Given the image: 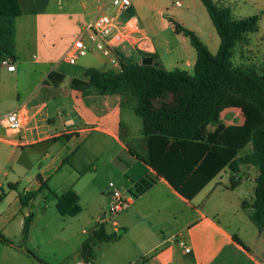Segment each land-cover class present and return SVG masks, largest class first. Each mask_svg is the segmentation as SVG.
<instances>
[{"label":"crops","instance_id":"0c3cea01","mask_svg":"<svg viewBox=\"0 0 264 264\" xmlns=\"http://www.w3.org/2000/svg\"><path fill=\"white\" fill-rule=\"evenodd\" d=\"M108 1L19 0L21 14L15 19V67L11 71L0 67V115L16 111L21 119V126L17 131L0 126V230L10 240L8 244L0 242V264H75L83 260V235L88 233L84 226L94 221L93 217L84 222L80 217L81 211L75 216L60 215L56 209L53 213L43 209L35 214L29 207L33 206L32 203L38 196L46 199V196L40 194L44 189L52 195L53 192L61 193L67 188H73L79 196L80 204V192L76 188L78 176H81L85 165L88 169H95L90 166V157L97 155L111 140L118 142L131 158L142 162L131 152H145L142 120L134 113V97L116 93L83 94L70 86L73 78L87 79L83 72L88 67L110 68L108 59L105 57L102 65L90 64L79 69L68 67L78 65V61L76 64H69L63 59L83 25ZM131 3V11L135 15L134 0ZM179 15L183 16L181 13ZM185 19L179 18L176 23L192 29L210 51L214 47L218 48L219 38L209 23L204 27ZM138 24L140 32L135 37L138 44L122 43L117 47L120 51L127 55L136 54V50L155 53L165 69L167 65H177L182 70L193 71L195 50L186 36L174 31L172 23L176 39L173 43L171 39L160 35L156 39L150 38L144 24L141 21ZM174 58L179 59L175 64ZM51 71L63 74L64 78L59 84L44 82ZM231 105L234 107L237 104H221L217 111V118L226 125L235 123L232 119L240 112L234 107L232 110L236 113L233 114L234 111L228 108ZM220 108L228 111L229 120L218 117ZM239 119L238 124L255 123L245 112L241 113ZM124 125L127 131L130 129L133 133L136 130V147L127 146L122 140ZM82 150L90 151L89 156H84ZM243 155L239 152L237 157ZM142 164L140 172L130 174L129 181L123 184L124 190L120 191L130 200L123 212L130 206H134L132 214L152 212L149 204L138 202L155 188H158L157 192L165 200H177L192 210V213L186 212L183 216L182 209L176 210V206L167 202L165 213L174 220L178 216L183 222H178V234L165 236L163 230L157 232L153 246L162 247L159 254L152 256L151 263L264 264V229L258 230L253 223L254 227H248V223H244V217L250 220L251 208L242 206V201L251 202L253 199L255 178L258 175L256 166L240 163L235 172L225 167L191 200H187L163 178H157L151 168L143 162ZM238 171L243 172V179L238 176ZM222 172L230 182L229 186L223 182ZM147 176L155 179V182L137 199L129 189L132 190L134 183L141 177ZM231 176L233 183L230 181ZM23 180L30 181L29 188H21ZM42 183L46 186L23 207L19 193L36 190ZM8 185H14V188ZM60 185L66 186L58 192L56 187ZM244 185H248L249 189L245 191ZM215 192H218L219 197H212ZM221 196L225 199L221 200ZM205 198L207 203L204 206H196L195 200L203 201ZM177 211L180 215H176ZM28 212L33 213V219L28 239L23 244V218ZM128 218L127 212L126 222ZM38 224L40 242L33 235V229ZM112 225L111 231L118 230L122 235L127 234L128 224L118 226L113 221ZM246 225L251 228L250 240L243 238ZM106 230L108 231L107 228ZM233 235L244 246L236 242ZM57 240L60 242L56 244ZM176 243L181 247V256L177 258L174 255ZM182 244L190 248L189 253H184ZM92 245L91 243L90 246ZM159 259L164 262H159Z\"/></svg>","mask_w":264,"mask_h":264},{"label":"trees","instance_id":"16d2710c","mask_svg":"<svg viewBox=\"0 0 264 264\" xmlns=\"http://www.w3.org/2000/svg\"><path fill=\"white\" fill-rule=\"evenodd\" d=\"M207 11L219 38L217 50L212 53L190 28L171 22L175 32L189 39L196 57L192 73L185 70H167L155 53L136 50L127 55L114 49L119 68L88 67L86 80L73 78L70 86L83 94H121L135 99L134 113L142 120L145 152L131 151L146 164L158 178H163L183 198L191 200L223 168L237 171L240 163L257 167L253 199L242 201L250 207V220L258 230L264 229V63L254 66L234 65L230 59L235 42L245 40L247 33L257 30V15L231 19L228 7H219L211 0H199ZM132 12V11H131ZM21 14L19 0H0V60L15 57V19ZM152 58L157 65L142 63ZM61 73L51 71L44 82L57 85ZM240 103L252 124H225L217 118L221 104ZM251 144V152L237 157ZM233 177H230L233 183ZM155 182L141 177L129 189L133 196L141 195ZM14 188V185H8ZM46 185L36 190L20 192L21 205L26 207ZM55 209L60 215L75 216L81 211L79 196L73 188L52 193ZM33 213L23 218L21 240L29 235ZM116 237L107 231L103 222L92 229L83 243V251L91 243L109 242ZM236 242L243 245L236 235ZM0 242L10 240L0 230ZM244 246V245H243Z\"/></svg>","mask_w":264,"mask_h":264},{"label":"rangeland","instance_id":"374dc122","mask_svg":"<svg viewBox=\"0 0 264 264\" xmlns=\"http://www.w3.org/2000/svg\"><path fill=\"white\" fill-rule=\"evenodd\" d=\"M214 4L219 7H228L230 11L231 19L237 20L240 18L248 17L251 15H257V30L254 32L247 33L245 40H239L235 42L232 47L231 61L234 65L240 66H254L260 69L264 63V0H211ZM177 2L179 4H177ZM135 3V15L138 21L148 29V36L152 39H156L159 35L167 39H171V43L175 42L174 33L171 27V22H177L179 18H186L185 20L196 22L205 27L206 23L215 29L211 21L208 18V14L204 6L199 0H134ZM179 13L183 14L180 17ZM207 20V21H206ZM216 34V31L214 30ZM218 38V35L216 34ZM212 48V47H211ZM216 47L211 49V52L216 51ZM103 59H106L98 51H93L87 53L86 55L78 59V65H69V68H81L87 67L90 64L102 65ZM178 58L173 60L178 62ZM177 65H167L168 70L180 69ZM182 70V69H180ZM186 71V70H185ZM188 73H192V69H187ZM236 110L239 109V113L232 110V105L228 106L229 110L234 111L233 114L236 115V119L233 118L232 122H239V117L241 113L245 112L240 103L233 105ZM228 111L225 108H220L218 112V117L228 119ZM229 120V119H228ZM136 128L135 125H133ZM124 136L122 140L127 146L136 147L135 137L136 130L132 133L129 129L127 131L126 125L123 126ZM129 132V133H128ZM133 136V137H132ZM252 150L251 144H247L241 151L240 155H243ZM84 156H89L90 151L81 152ZM95 156V157H94ZM90 157V166H94L92 169H88L87 165L81 171V176L79 175V180L77 181L76 188L80 192V205L81 212L80 217L86 222L90 217L95 220L89 225H85L84 228L87 229L88 233L83 235L84 240H86L92 231L94 224L99 221V217L103 216L101 220L104 226L111 231L113 225L112 222L116 221L118 226L128 224L126 226L127 234L122 235L116 230V237L109 242H100L92 245V257L91 262L93 264H151V258L153 255H157L160 252V247H154L155 237L157 232L163 230L165 236H169L172 233L178 234L176 227H179L178 222H183V220L177 216L174 220L172 216H168L165 213V209L168 207L167 202L170 199L165 200L161 193H158V188H155L152 192L144 196L138 202L139 204H149L152 212H147L144 214H132L134 206H130L126 212H110V191L113 188H117L119 191H123V184L129 181L128 176L130 174H138L141 170L140 165L142 162L137 161L130 157V154L123 150L121 145L111 140L109 145L104 147L97 155ZM82 169V168H81ZM135 171L136 173H133ZM77 173V172H75ZM223 182L229 186L230 182L226 179V175L222 172ZM238 176L243 179V172L238 171ZM76 174H74L75 178ZM70 182V181H69ZM112 183V187L109 186ZM65 184V183H64ZM30 186V181L23 180L21 183V188ZM66 185H60L56 187V190L60 192L62 188ZM243 189L246 191L249 189L248 185H244ZM41 195L46 196V199L38 196L36 201L32 203L29 209L35 214L38 211L46 209V211H55V199L52 195H49L47 190L44 189ZM223 195V194H221ZM141 195H137L136 198H140ZM212 197H219L218 192H215ZM221 200L225 198L221 196ZM219 200V199H218ZM220 201V200H219ZM172 206H176V210L182 209L183 216L186 212L192 213L190 208L177 200L170 201ZM196 206L207 203V198L202 200H195ZM47 207H44V205ZM200 204V205H199ZM127 212L129 215L128 222L125 220L127 217ZM180 215V212L177 211ZM187 217V216H186ZM239 217V216H238ZM241 217V216H240ZM248 223V227L252 226V222L244 217V223ZM250 225V226H249ZM247 225L245 226V232L243 233V238L245 240H250L251 238V228L249 229ZM91 229V230H90ZM253 229V228H252ZM40 224L33 229V235L38 238L40 242ZM57 240L55 243H59ZM74 243V240L72 241ZM175 257L181 256V247L176 243L174 245ZM159 262H164L159 259ZM68 261V260H67ZM149 261V262H147Z\"/></svg>","mask_w":264,"mask_h":264},{"label":"built area","instance_id":"2783aa9c","mask_svg":"<svg viewBox=\"0 0 264 264\" xmlns=\"http://www.w3.org/2000/svg\"><path fill=\"white\" fill-rule=\"evenodd\" d=\"M177 4H179L177 2ZM131 0H109L103 8L90 18L78 32L76 37L65 52L63 59L69 64H76L78 59L87 53L98 51L108 59L110 68L118 69L119 61L114 49L122 43L138 44L136 33L140 32L138 20L131 12ZM146 39L145 36L141 35ZM0 67L13 70L14 59L6 56L0 60ZM0 126L17 131L21 126V119L16 111L0 115ZM109 186H113L109 183ZM110 212L123 211L130 203L129 198L113 188L110 191ZM184 253H189L190 248L182 244ZM75 264H93L90 259L85 262L77 261ZM151 264H160L153 261Z\"/></svg>","mask_w":264,"mask_h":264},{"label":"water","instance_id":"95a60500","mask_svg":"<svg viewBox=\"0 0 264 264\" xmlns=\"http://www.w3.org/2000/svg\"><path fill=\"white\" fill-rule=\"evenodd\" d=\"M142 63H147V64H153V65H157V62L153 61L152 58H148V59H141ZM103 219V216H101L99 218V221H101ZM120 232V231H118ZM89 251H90V247L86 248V251L84 252V257H83V261L87 262L89 260Z\"/></svg>","mask_w":264,"mask_h":264}]
</instances>
